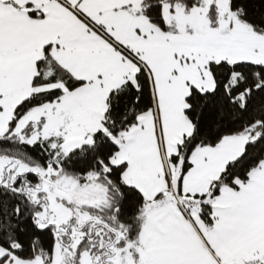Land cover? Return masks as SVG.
<instances>
[{
	"label": "snow or ice",
	"instance_id": "6c2138e0",
	"mask_svg": "<svg viewBox=\"0 0 264 264\" xmlns=\"http://www.w3.org/2000/svg\"><path fill=\"white\" fill-rule=\"evenodd\" d=\"M0 264H264V0H0Z\"/></svg>",
	"mask_w": 264,
	"mask_h": 264
}]
</instances>
